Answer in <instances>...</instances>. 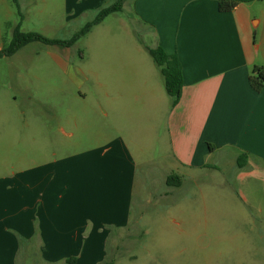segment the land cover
Returning a JSON list of instances; mask_svg holds the SVG:
<instances>
[{
	"label": "crops",
	"instance_id": "obj_1",
	"mask_svg": "<svg viewBox=\"0 0 264 264\" xmlns=\"http://www.w3.org/2000/svg\"><path fill=\"white\" fill-rule=\"evenodd\" d=\"M219 1H133V14L156 40L149 47L178 58V103L166 99L139 55L124 71L117 64L123 61L112 59L91 69L100 79L143 77L130 88L101 82L111 108L132 111L131 120H122L104 142L79 144L51 159L41 153L33 166L1 161L0 264H68L72 257L74 264L102 262L111 235L131 224L138 173L150 180L158 142L182 173L215 171L227 158L237 168L244 201L264 197V87L257 92L250 85L253 68L264 65V13L254 1L221 11ZM239 156L246 157L245 167L238 166ZM180 177V187L166 185L171 192L183 186Z\"/></svg>",
	"mask_w": 264,
	"mask_h": 264
},
{
	"label": "rangeland",
	"instance_id": "obj_2",
	"mask_svg": "<svg viewBox=\"0 0 264 264\" xmlns=\"http://www.w3.org/2000/svg\"><path fill=\"white\" fill-rule=\"evenodd\" d=\"M18 1L21 14L13 0H0V50L11 42L21 19L22 32L67 40L117 0ZM133 1L127 0L122 12L108 15L70 48L33 42L0 58V163L33 166L41 153L51 159L79 144L104 142L106 135L119 131L122 120H131L132 111L111 108L100 92L101 82L111 87L123 81L130 88L142 84L143 77H94L89 71H98L102 60L123 61L117 64L124 71L129 69L125 62L139 55L140 66L147 64L170 100L143 47L156 40L133 14ZM254 3L263 14L264 0ZM155 150L156 164L146 175L150 180L138 173L131 224L109 238L113 264H264V197L244 201L232 162L225 158L218 170L182 173L165 144L158 142ZM172 172L183 176L184 184L171 192L165 175ZM259 190L264 196V188Z\"/></svg>",
	"mask_w": 264,
	"mask_h": 264
},
{
	"label": "trees",
	"instance_id": "obj_3",
	"mask_svg": "<svg viewBox=\"0 0 264 264\" xmlns=\"http://www.w3.org/2000/svg\"><path fill=\"white\" fill-rule=\"evenodd\" d=\"M127 0H117L110 6H106L101 8L98 15L90 22L86 23V25L76 32L70 39L61 40V39H51L45 37L44 35L37 32H22V19L16 23L14 29L12 30V38L11 42L0 50V58L2 57H10L14 55L18 50L23 48L29 43L39 42L48 46H60L64 48L72 47L77 41H79L82 37L87 35L91 28L95 25L100 24L108 15L113 13H119L124 10V3ZM255 0H220L219 1V10L221 11H230L237 6L239 2H251ZM15 7L18 10V14L20 12V4L18 0H13ZM144 48L147 50L149 55L154 60L156 66L158 67L163 80L164 87L167 95L171 98L172 106H175L180 97L183 86V77H182V69L181 65L178 61L176 55H168L164 52L161 47L151 48L147 45H144ZM250 85L251 87L259 92L264 87V65L263 66H255L253 68V72L250 76ZM211 148H213L211 146ZM237 164L240 168L245 167L247 164V159L245 156H239L237 159ZM182 184L181 177L178 174H170L166 179V185L169 187H180ZM114 234V233H113ZM113 234L111 236H113ZM105 259L99 264H113L114 260L109 255V248H107ZM68 264H74L75 258L67 259Z\"/></svg>",
	"mask_w": 264,
	"mask_h": 264
}]
</instances>
